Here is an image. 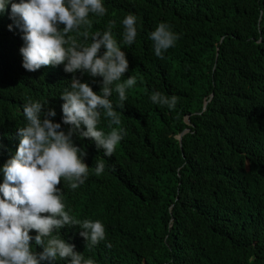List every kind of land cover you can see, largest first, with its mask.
Returning a JSON list of instances; mask_svg holds the SVG:
<instances>
[{"label":"trees","instance_id":"trees-1","mask_svg":"<svg viewBox=\"0 0 264 264\" xmlns=\"http://www.w3.org/2000/svg\"><path fill=\"white\" fill-rule=\"evenodd\" d=\"M105 7L103 17H90L89 34L114 22L129 64L124 78L136 83L126 89V135L112 155L77 141L89 177L75 190L57 185L73 218L103 223L105 241L88 247L76 227L61 236L96 264H264V0H105ZM9 11L0 16V166L18 146L22 106L48 102L60 122L59 95L72 75L62 65L23 69L22 33L8 30ZM128 13L138 17L131 46L120 43ZM159 22L180 37L163 59L148 39ZM153 90L175 96V107L152 104ZM110 99L117 103L115 93ZM98 127L109 131L103 115ZM97 161L105 164L99 176Z\"/></svg>","mask_w":264,"mask_h":264},{"label":"clouds","instance_id":"clouds-1","mask_svg":"<svg viewBox=\"0 0 264 264\" xmlns=\"http://www.w3.org/2000/svg\"><path fill=\"white\" fill-rule=\"evenodd\" d=\"M8 9L13 21L8 30L16 28L22 33L19 54L23 69L36 72L42 66L62 65L63 71L72 75L59 95L60 122H54L57 113L48 102L30 99L22 106L25 123L16 129L18 146L0 166V264H96L77 252L75 245L61 236V230L76 227L86 245L95 247L105 241V227L100 220L73 218L66 210L63 188L57 185L63 181L75 190L89 177L87 152L77 141L88 140L110 157L124 139L126 132L120 125L126 89L132 88L136 79L130 75L124 78L129 64L113 38V21L103 31L89 34L90 17H103L107 12L105 0H0V16ZM120 23V43L133 45L138 17L128 13ZM73 33L83 37V42L77 43L70 35ZM179 38L167 22L157 23L148 33L157 59H163ZM84 76L90 82H82ZM93 85L98 92L93 91ZM113 93L115 105L110 99ZM148 99L169 110L177 103L175 96L155 90ZM102 115L107 119V132L98 127ZM104 169L105 164L97 161L95 174L99 176Z\"/></svg>","mask_w":264,"mask_h":264}]
</instances>
